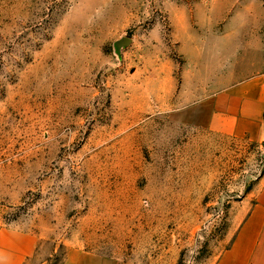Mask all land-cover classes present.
Listing matches in <instances>:
<instances>
[{"label":"rangeland","instance_id":"374dc122","mask_svg":"<svg viewBox=\"0 0 264 264\" xmlns=\"http://www.w3.org/2000/svg\"><path fill=\"white\" fill-rule=\"evenodd\" d=\"M261 57L264 0H0V229L35 236L25 264H209L264 140L202 127L188 104Z\"/></svg>","mask_w":264,"mask_h":264},{"label":"crops","instance_id":"0c3cea01","mask_svg":"<svg viewBox=\"0 0 264 264\" xmlns=\"http://www.w3.org/2000/svg\"><path fill=\"white\" fill-rule=\"evenodd\" d=\"M249 69V70H248ZM264 61H229L211 78L210 92L188 104L191 120L210 130L264 140ZM251 204H242L229 243L209 264H264V172L255 181ZM36 248L33 234L0 229V264H25ZM58 264H121L93 252L68 251Z\"/></svg>","mask_w":264,"mask_h":264},{"label":"water","instance_id":"95a60500","mask_svg":"<svg viewBox=\"0 0 264 264\" xmlns=\"http://www.w3.org/2000/svg\"><path fill=\"white\" fill-rule=\"evenodd\" d=\"M130 41H131V37H129V36H121V37H119L118 39H116L114 41V46H115L116 50H119V48L122 45H127Z\"/></svg>","mask_w":264,"mask_h":264}]
</instances>
